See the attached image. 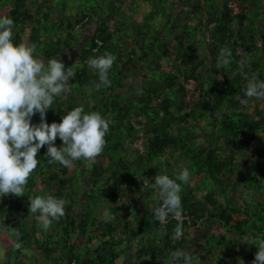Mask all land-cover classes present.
Instances as JSON below:
<instances>
[{"label": "trees", "instance_id": "1", "mask_svg": "<svg viewBox=\"0 0 264 264\" xmlns=\"http://www.w3.org/2000/svg\"><path fill=\"white\" fill-rule=\"evenodd\" d=\"M142 1L116 0L108 11L86 3L73 11L71 2L68 14L53 0H0L15 42L35 44L36 56L57 57L75 73L47 122L77 106L110 120L94 160L49 163L44 146L23 195L0 197V264H131V250L133 264H172L169 252L188 245L206 219L222 231L189 250L192 264H252L257 248L241 239L264 238V99L246 97L245 87L252 77L264 80V0H179L189 22L170 19L157 33L154 25L147 40L136 30L144 14L126 18ZM148 1V16L163 4L174 8L170 0ZM224 48L232 56L221 65ZM106 52L115 60L108 83L97 87L88 60ZM184 169L186 217L170 214L162 226L154 177ZM47 195L64 199L66 214L43 228L28 205Z\"/></svg>", "mask_w": 264, "mask_h": 264}, {"label": "clouds", "instance_id": "2", "mask_svg": "<svg viewBox=\"0 0 264 264\" xmlns=\"http://www.w3.org/2000/svg\"><path fill=\"white\" fill-rule=\"evenodd\" d=\"M170 1L174 3L171 13L174 12L177 20L179 14L188 15V20L180 24L189 22L186 5L182 6L179 0ZM78 25L80 23L74 26L75 33L80 30ZM13 28L12 18L0 16V197L23 195L24 186L37 167V153L44 146L49 163L55 161L67 167L80 159L94 160L104 149L110 124L100 112L85 111L81 106L67 111L60 122H47V111L68 91L70 78L75 73L57 57L45 60L43 55L36 56L35 44L15 42ZM231 56L230 49H222L219 63L228 64ZM114 60L115 56L107 52L89 58V66L99 74L97 87L108 83V70ZM245 96L264 99V80L249 79ZM36 114L39 121L33 122ZM57 138L61 141L59 146L55 143ZM189 179L188 169L174 177L155 175L153 187L159 189L160 204L154 209V215L162 226L170 214L176 219L186 217L182 216L180 193L181 183H187ZM65 204L64 199L47 195L29 198L28 207L31 212L39 213L40 225L48 228L66 214ZM175 235H182L179 224ZM244 241L257 248L252 264H264V238L256 239L250 234L241 239ZM170 255L172 264H192L193 258L187 249H177Z\"/></svg>", "mask_w": 264, "mask_h": 264}, {"label": "rangeland", "instance_id": "3", "mask_svg": "<svg viewBox=\"0 0 264 264\" xmlns=\"http://www.w3.org/2000/svg\"><path fill=\"white\" fill-rule=\"evenodd\" d=\"M53 2H54V6L57 9V11H61L62 8H65V9H67L68 14H69L71 2L77 3V7L72 8L73 11L78 10V4H80V3H82L83 5L86 3V4L91 5V6H97L98 5V6L102 7V10L108 11L110 9H114L113 6L116 3V0H87V1L86 0H53ZM131 5L132 6L129 9L130 10L135 9V12H134V14L128 13V16L126 18H131L133 15L134 16L135 15L141 16V18H144L143 16H145V19L143 21L141 20L140 23L138 22L139 24H137L136 30H139L146 40L152 38L151 32H153V30L155 28L154 25H156L158 27V29H156V31H155L157 33L158 30H161L163 32V30L166 31L169 28V24H167L165 22H168L170 19L172 20V22H174L173 23L174 25H178V24L186 22L188 20L187 14H179L177 16L178 20L175 19L174 18L175 17L174 12L171 13L170 8L167 5L164 6V4L160 5V7L157 8L153 12V14L150 13L149 16H148V12H149L148 10L151 9V6L153 4H150L148 0H145V1L143 0L140 3L135 2L134 4H131ZM155 5L157 6L156 2H155ZM135 21H136V18H135ZM135 23H134V25H135ZM132 28L135 29V26L131 27V29ZM43 45L44 44H42V46ZM74 63H76V61ZM155 190H156V188H155ZM139 200L142 203V202H144L145 199H139ZM145 203H146V200H145ZM199 232H200V230L195 232L194 234L198 237L199 234H201V232L200 233ZM217 241H218V239L215 237L213 239H210V242H212L213 244H215ZM4 258H5V249H4L3 245L0 243V260H3ZM142 264H146V262L142 261Z\"/></svg>", "mask_w": 264, "mask_h": 264}, {"label": "crops", "instance_id": "4", "mask_svg": "<svg viewBox=\"0 0 264 264\" xmlns=\"http://www.w3.org/2000/svg\"><path fill=\"white\" fill-rule=\"evenodd\" d=\"M66 21V20H65ZM64 22V21H63ZM129 219H134V215H131L129 217ZM200 232L201 234H199V236L197 237L195 234L191 236V238L189 239V244L186 245L184 248L182 249H187L188 251L193 248L197 243H204L205 241H207L209 235H211L212 233L214 234H220L222 230H220L219 228V224L215 221H212V220H204L202 223H201V226H200ZM171 253V252H169ZM130 258L133 259H137L138 256H134L133 254V251H129L128 252V256L126 258L127 261H129L131 264H133V261L132 260H129ZM118 263L121 262V260L117 259L116 260ZM128 262V263H129Z\"/></svg>", "mask_w": 264, "mask_h": 264}, {"label": "built area", "instance_id": "5", "mask_svg": "<svg viewBox=\"0 0 264 264\" xmlns=\"http://www.w3.org/2000/svg\"><path fill=\"white\" fill-rule=\"evenodd\" d=\"M164 222H165V221H164ZM164 222H161V221H160V223H164Z\"/></svg>", "mask_w": 264, "mask_h": 264}]
</instances>
